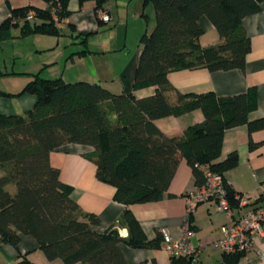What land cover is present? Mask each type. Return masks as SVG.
Returning a JSON list of instances; mask_svg holds the SVG:
<instances>
[{
	"label": "trees",
	"instance_id": "trees-1",
	"mask_svg": "<svg viewBox=\"0 0 264 264\" xmlns=\"http://www.w3.org/2000/svg\"><path fill=\"white\" fill-rule=\"evenodd\" d=\"M46 9H11L0 25V39L11 37L60 36L58 24L71 15L70 0H43ZM92 1L95 12L104 11L107 0ZM154 10L155 26L140 38L141 53L131 92L113 93L99 84L46 79L40 72L13 97L24 93L35 97L32 109L23 114L0 113V245L18 249L21 235L33 237L49 260L61 264H126L120 244L135 249H158L161 233L149 240L129 206L173 198L169 192L179 163L190 167L195 186L204 184L200 166L223 176L228 199L238 206L237 194L224 175L237 167L239 156L221 157L227 130L246 125L248 134L264 131V117L250 119L257 106V90L229 97L214 92L182 93L173 88L168 74L180 70L210 72L244 70L250 40L243 20L260 11L264 0H142ZM29 11L36 20H26ZM56 17V20L54 19ZM214 26L219 43L202 46L204 31L199 19ZM80 35L77 36L79 38ZM84 49L73 56H84ZM155 88L150 96L133 92ZM200 110L203 121L188 127L181 136H167L155 124L166 117H179ZM68 144L93 148L86 155L96 166V177L115 188L114 199L126 208L117 224L103 232L97 216L85 213L71 198V187L60 180L50 154ZM264 144L251 139L250 150ZM12 186V190L8 187ZM192 224V215L189 217ZM118 228L127 229L122 237ZM193 230V227L191 226ZM242 255L224 256L235 264ZM171 264H194L184 257H170ZM13 264H33L19 256ZM149 264H158L152 260Z\"/></svg>",
	"mask_w": 264,
	"mask_h": 264
},
{
	"label": "crops",
	"instance_id": "crops-1",
	"mask_svg": "<svg viewBox=\"0 0 264 264\" xmlns=\"http://www.w3.org/2000/svg\"><path fill=\"white\" fill-rule=\"evenodd\" d=\"M23 7L46 9L48 4L43 0H0V25L9 17L11 9ZM68 9L71 15L58 24L60 36L19 37V40H30L29 48L36 54L35 57L43 53H48L49 57L37 59L31 69L19 71V74L26 76L19 87L0 86V91L17 94L30 80L28 75L38 72L46 79L57 76L55 78L61 77L66 82L96 83L113 93L132 91L141 53L140 38L144 33H150L155 26L153 7H144L142 0H107L104 11L110 17L109 22L98 18L92 1L80 6L78 0H70ZM199 25L204 31L200 37L202 46L219 43L218 34L206 17L199 19ZM243 27L251 47L244 70H180L169 73L167 78L170 85L182 93L212 91L217 96L229 97L255 88L257 106L250 114L253 120L264 117V2L259 12L244 18ZM17 30L19 33L16 37L20 34V28ZM86 34L90 53L71 57L73 53L84 49V44L80 42ZM64 40L68 45L63 46ZM2 41L6 39H0ZM68 46V50L65 49ZM71 48H77V51L68 53ZM3 73L5 71L0 70L2 80L6 78ZM9 73L6 71V74ZM154 90L150 87L133 93L141 98L152 95ZM34 103L35 97L27 93L13 97L0 95V113L23 114L32 109ZM202 121V112L195 110L179 117L156 120L155 124L167 136H181L188 127ZM250 139L255 143L263 142L264 131H256L249 136L246 125L227 130L219 159L224 160L234 151L238 153L237 167L225 173L224 177L243 198H256L259 185L264 182V144L250 150ZM92 151L90 146L68 144L53 151L49 159L51 165L59 170L60 180L71 187V198L83 212L99 219V225L93 229L103 232L117 224L126 207L114 199L115 188L96 177L95 164L86 158ZM195 188L191 169L182 159L169 188L175 197L129 206L149 240L156 238L162 230H167L175 239L181 237L186 214L185 196ZM232 222L233 217L218 211L213 202L201 203L196 207L192 214L191 226L195 233L192 241L201 249V254L195 264H227L225 255L213 243L221 238V227ZM118 232L122 237L128 234L125 228H118ZM120 250L126 264H149L152 260L158 264H171L170 256L162 247L135 249L120 244ZM19 256L26 257L33 264H61L59 259H47L37 241L28 235H21L18 249L9 244L0 245V264H13ZM235 264H264V234L256 239L253 250Z\"/></svg>",
	"mask_w": 264,
	"mask_h": 264
},
{
	"label": "built area",
	"instance_id": "built-area-1",
	"mask_svg": "<svg viewBox=\"0 0 264 264\" xmlns=\"http://www.w3.org/2000/svg\"><path fill=\"white\" fill-rule=\"evenodd\" d=\"M34 11H29L26 20H36ZM98 18L103 22H109L110 17L105 11L97 12ZM56 20V17L54 16ZM204 176V184L186 194V214L181 227V237L178 239L167 231L162 230L161 247L170 257H184L194 264L199 261L201 249L193 244L194 231L191 229L189 217L196 207L205 202H213L218 211L233 217L231 225L221 227V238L213 244L225 256H246L253 250L256 239L264 234V182L259 185V194L256 198H243L238 194L235 199L238 206L233 207L228 199L223 176L214 173L208 167L200 166Z\"/></svg>",
	"mask_w": 264,
	"mask_h": 264
},
{
	"label": "rangeland",
	"instance_id": "rangeland-1",
	"mask_svg": "<svg viewBox=\"0 0 264 264\" xmlns=\"http://www.w3.org/2000/svg\"><path fill=\"white\" fill-rule=\"evenodd\" d=\"M17 29H12L11 37L6 39V41L0 42V70L2 72L5 71L2 75L6 77L3 80L0 79V86L3 87H8L9 85L15 88L19 87L23 80L26 79V76L18 72L23 69H31L37 59L44 60L49 57L48 53H43L41 56L37 54L39 57H35L36 54L31 52L29 48L30 40H19V35L16 37L19 33ZM64 43L63 46L68 45L66 40H64ZM68 48L69 46L65 49L68 50ZM75 51H77V48H71L68 53ZM6 71L10 73L6 74ZM55 77L57 76H52L48 79H54ZM8 190H12V186H9Z\"/></svg>",
	"mask_w": 264,
	"mask_h": 264
}]
</instances>
